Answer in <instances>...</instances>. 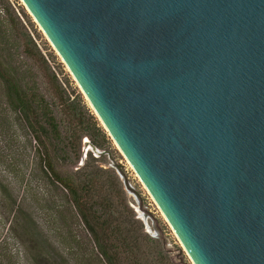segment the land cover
Masks as SVG:
<instances>
[{
    "label": "water",
    "instance_id": "1",
    "mask_svg": "<svg viewBox=\"0 0 264 264\" xmlns=\"http://www.w3.org/2000/svg\"><path fill=\"white\" fill-rule=\"evenodd\" d=\"M193 264H264V0H22Z\"/></svg>",
    "mask_w": 264,
    "mask_h": 264
},
{
    "label": "trees",
    "instance_id": "2",
    "mask_svg": "<svg viewBox=\"0 0 264 264\" xmlns=\"http://www.w3.org/2000/svg\"><path fill=\"white\" fill-rule=\"evenodd\" d=\"M4 12L6 18L0 17L2 97L35 134L32 142L40 147L39 170L46 185L65 197L66 208L58 205L49 208L60 243H65L62 235L64 229L70 228L68 220L75 221L83 236L67 238L75 243L77 251L72 252V258L65 256L59 242L54 243L30 214L18 208L15 218L22 221L24 243L30 244V250L44 264H176L162 240L147 232L137 217L118 171L120 166L106 167L101 159L104 153L100 150L109 143V136L83 98L62 101L60 107L70 125L69 129H63V120L58 121L50 105H44L37 94L26 88L24 78L12 66L7 47L12 41L22 43L26 55L35 61L41 53L30 34L22 31L19 17L6 4ZM22 16L26 17L24 12ZM84 137L101 153L99 158L90 152L83 159Z\"/></svg>",
    "mask_w": 264,
    "mask_h": 264
},
{
    "label": "rangeland",
    "instance_id": "3",
    "mask_svg": "<svg viewBox=\"0 0 264 264\" xmlns=\"http://www.w3.org/2000/svg\"><path fill=\"white\" fill-rule=\"evenodd\" d=\"M2 1L4 4L0 2L1 19L6 18L4 12L6 4L10 12L19 17L23 25L20 26L22 31L30 34L45 60L41 59L40 55L38 61L29 58L22 43L12 41L8 45L12 66L24 78L26 88L37 94L44 101V105H50L58 121L63 120V129H69L70 125L60 105L68 98L73 100L81 96L98 119L70 70L22 0ZM23 12L25 18L22 16ZM101 126L103 127L102 124ZM107 135L109 136L108 133ZM34 137L35 134L27 124L5 104L0 87V264H44L37 260L30 250V244L24 243L22 239V221L15 218L18 215L16 212L18 208L30 214L54 243L59 242L65 256L72 258V252L77 251L75 243H70L67 238L78 236V239H82L83 237L75 221L68 220L70 228H63L62 235L65 243H60L61 237L54 230L53 212L49 211V208L58 205L63 209L62 207L66 208L67 204L65 197L53 187L46 185L43 180L39 170L40 147L36 142H32ZM103 148L100 150L104 153L101 159L106 163V167L114 165L122 169L118 171L131 206L144 223L146 231L162 240L176 264H193L150 193L110 136L109 143ZM81 152L83 159H86L90 152L96 158L101 154L94 149L87 137L82 140Z\"/></svg>",
    "mask_w": 264,
    "mask_h": 264
}]
</instances>
